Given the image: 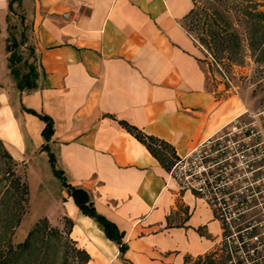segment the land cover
Masks as SVG:
<instances>
[{
  "label": "crops",
  "instance_id": "obj_1",
  "mask_svg": "<svg viewBox=\"0 0 264 264\" xmlns=\"http://www.w3.org/2000/svg\"><path fill=\"white\" fill-rule=\"evenodd\" d=\"M13 7L38 75L31 90L15 85L6 50L12 11L0 0V140L25 168L46 155L52 171L85 188L123 230L128 261L62 183L60 216L72 219L69 235L89 263L185 264V256L213 250L222 229L212 205L182 188L120 122L184 156L243 111L187 27L195 0H19ZM38 113L52 119L47 141Z\"/></svg>",
  "mask_w": 264,
  "mask_h": 264
},
{
  "label": "rangeland",
  "instance_id": "obj_2",
  "mask_svg": "<svg viewBox=\"0 0 264 264\" xmlns=\"http://www.w3.org/2000/svg\"><path fill=\"white\" fill-rule=\"evenodd\" d=\"M194 9L193 14L186 21L187 27L197 39L201 37L200 42L206 49V57L210 58L211 69L219 75L227 87L231 88V91L242 99L244 103L242 117L248 118L246 109L257 111L264 105V61L260 60L262 56L260 49L263 43L253 38L254 29H262L259 26L260 22L259 25L254 26L253 23L254 18L259 17L255 13L264 11V0H195ZM212 15L219 19L221 34L225 35L220 42L210 43L211 39L202 26L205 16L210 19ZM23 50L26 54L27 50ZM3 148L8 151L1 142L0 252L5 254L9 246H15L21 242L30 228L45 216L58 230H45L41 236L37 235L36 244L39 252L35 253L34 258L39 257V260L36 264H75L73 248L82 246L68 239L65 215L60 216L62 180L53 173L46 155H36L33 165L26 168L13 159L16 173L21 180L26 179L28 184L26 212L19 211L14 188L9 186L12 185L8 178L11 164L3 156ZM244 178V184L238 186L236 190L246 194L248 201L238 205L229 202L227 206L234 207L232 210L236 217L230 219V225L225 232L230 231V239L232 237L236 239L238 224L243 225L240 232L245 236L251 226L255 225L260 231L258 235L261 234L264 239V169L247 171ZM222 236L221 233L220 241L215 248L222 245ZM256 237L254 235L251 238L256 240ZM221 253L218 250V258L223 256ZM254 254L259 261L261 258L264 260V242L258 243ZM225 263L228 264V262ZM0 264L4 263L0 261ZM18 264H24V261L19 260Z\"/></svg>",
  "mask_w": 264,
  "mask_h": 264
},
{
  "label": "trees",
  "instance_id": "obj_3",
  "mask_svg": "<svg viewBox=\"0 0 264 264\" xmlns=\"http://www.w3.org/2000/svg\"><path fill=\"white\" fill-rule=\"evenodd\" d=\"M19 0H8L9 9L12 11L7 15V20L9 23V35L7 37L6 42V50L8 52L7 59H8V67L9 73L11 74L12 78L15 81V85L19 89H26L31 90L36 87V77L38 75L37 66H36V57L34 56V48L31 44H26L22 47V44L26 40V35L24 31L21 30L19 27V21L21 22V18L19 15H16L14 11L13 3L18 2ZM250 1V0H249ZM195 8V7H194ZM191 11L193 14L194 9ZM259 15V17L254 18L255 22L254 25H259L261 23L262 29H254L253 31V38L258 39L260 42L263 43V46L260 49V53L262 56L260 60L264 61V11H258L255 13ZM209 15V14H208ZM214 15V14H213ZM211 16L210 19L205 16V22L202 23V26L205 32L209 35L210 43L211 42H220L221 39L225 37L224 34H221L220 31V23L219 19L216 16ZM263 19V21H262ZM256 23V24H255ZM189 29V27H188ZM190 30V29H189ZM226 30V29H225ZM223 35V36H221ZM197 38V37H196ZM201 37H198V40L201 41ZM254 41V40H252ZM23 49H26V54ZM31 56H34L30 59ZM30 111H33L29 109ZM38 115L46 121V126L43 130V136L47 141L53 131L52 127V119L46 114L38 113ZM122 125L131 133L133 134L139 141H141L149 150L150 152L157 157L160 163L167 169L170 170L176 159L179 157L175 151V147L169 141L160 138L153 134H148L141 130L140 128L136 127L133 124L128 123L127 121L120 120ZM2 141L0 140V143ZM46 145V142L43 146ZM3 156L10 161V169L8 170L9 175V185L10 187L14 188L15 195L18 200L19 211L26 212V208L28 205V184L26 179L21 180V177L15 171V164L13 161L12 155L3 148ZM49 158L51 162L54 164L53 154L49 153ZM53 171L56 175L61 177L63 185L66 187V191L68 195L72 196L74 199L75 204L77 205L78 209L92 217L98 226L103 230L105 235L114 241L119 248V254L121 258L125 261H128L127 258L124 257V252L127 248L126 241L123 240L124 232L121 230L114 221L106 217L104 214L99 212L95 204L91 198L90 193L83 187L78 185L70 184L65 176L62 174V170L56 167H53ZM20 213V212H19ZM65 223L67 224V233L68 239L75 241L69 235L71 226L73 221L71 218L65 216ZM237 229H241L243 225H237ZM45 230L57 231L58 228L50 224L48 219L44 216L36 222L30 230L27 232L26 237L15 246H9L6 250V253L3 254L0 252V256L2 255V259L0 260L4 264H18L19 260H23L24 264H36L39 260V257L34 258L35 253L39 252L37 249L36 238L37 235L42 234ZM260 231L258 227L253 225L251 226L250 230L247 231L246 236L244 233L238 232L237 235V242L235 248V256L237 260L244 259L245 256L242 255L240 249L242 247L243 250H247V256L253 260V264H262L264 260L261 258L260 261L257 259V256L253 254H249V249L254 248L258 245V243L264 242L262 239L261 234L258 235ZM256 235V240H253L251 237ZM218 248L205 252L203 254H199L192 259L190 256H185L184 263L185 264H226L228 262V256L225 255L223 252L221 253L223 256L219 257ZM255 250V249H254ZM237 251V252H236ZM239 251V252H238ZM73 255L76 259L75 264H89L90 255L88 251L83 247H74L73 248ZM242 255V256H241ZM33 256V260H32ZM241 256V257H240ZM132 264V263H131ZM228 264H231L228 262Z\"/></svg>",
  "mask_w": 264,
  "mask_h": 264
},
{
  "label": "built area",
  "instance_id": "obj_4",
  "mask_svg": "<svg viewBox=\"0 0 264 264\" xmlns=\"http://www.w3.org/2000/svg\"><path fill=\"white\" fill-rule=\"evenodd\" d=\"M245 112L248 118L242 117L244 112L237 114L213 136L179 156L169 170L182 188L192 189L212 205L223 234L219 250L228 256L231 264H253V260L242 247L244 259L239 261L235 256L239 242L237 238L230 239L231 232L225 231L230 219L236 216L234 207L227 205L247 203L246 194L237 192L236 188L244 184L247 171L264 169V105L257 111L246 109ZM254 249L250 248L249 254Z\"/></svg>",
  "mask_w": 264,
  "mask_h": 264
}]
</instances>
